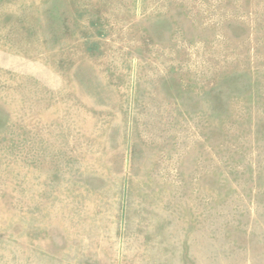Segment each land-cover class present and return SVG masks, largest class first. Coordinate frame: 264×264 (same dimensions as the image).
<instances>
[{"label": "rangeland", "instance_id": "obj_1", "mask_svg": "<svg viewBox=\"0 0 264 264\" xmlns=\"http://www.w3.org/2000/svg\"><path fill=\"white\" fill-rule=\"evenodd\" d=\"M0 264H264V0H0Z\"/></svg>", "mask_w": 264, "mask_h": 264}]
</instances>
